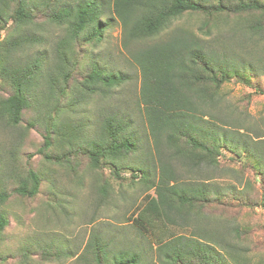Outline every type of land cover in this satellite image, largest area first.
<instances>
[{
  "label": "rangeland",
  "instance_id": "1",
  "mask_svg": "<svg viewBox=\"0 0 264 264\" xmlns=\"http://www.w3.org/2000/svg\"><path fill=\"white\" fill-rule=\"evenodd\" d=\"M32 1L40 4L43 0ZM0 5L6 10L4 16L0 15V39L8 34L14 38L20 30L14 29L11 14L18 0H0ZM35 13L42 27L35 23L26 31L39 40L16 50L13 58L21 63L42 60L39 83L19 123L0 116V193L9 195L0 203V215L7 220L0 230V264H96L93 251L88 249L96 236L107 263L119 251L128 250L141 256L138 264H159V244L180 234L195 237L193 230L211 224L197 217L189 220V225L182 220L174 224L145 211L148 200L156 194L153 184L159 178L161 158H167V153L163 147L162 155L158 153L148 127L141 103L142 73L132 52L167 39L177 27L208 37L200 29L206 17L186 13L174 20L171 28L141 40L128 39L116 22L100 40L74 41L71 56H76L78 63L63 96L59 89L63 78L58 75L55 79L58 70L54 63L58 60L57 43L66 35V29L49 22L47 8L36 9ZM217 30L207 38L209 45L222 57L227 53L237 74H230L222 87L225 101L213 106L216 127L203 124L221 134L228 132L235 143L250 145L257 133L264 135V40L261 35L248 40L240 30ZM93 66L120 74L124 81L107 92H90L84 80ZM245 77H250V83ZM49 82H54L53 87ZM11 93V86L0 75V96ZM109 116L121 121L120 136L133 139L135 145L123 154L102 156L96 166L91 150L111 144L104 127ZM46 140L51 143L46 144ZM261 146L264 149L263 141ZM263 149L257 151L261 154ZM171 162L183 179L209 174L204 167L191 172V166L177 158ZM254 162L249 154L239 156L223 150L221 166L211 171L215 176L211 183L223 191L235 183L242 185L244 173L255 183V190L252 200L232 199L229 205L214 206L211 211L251 228V246L261 255L264 207L260 205V182L253 174ZM29 170L40 177L39 191L34 196L16 192L22 183L31 184ZM146 171L149 177L145 178ZM218 226L223 229L221 224Z\"/></svg>",
  "mask_w": 264,
  "mask_h": 264
},
{
  "label": "trees",
  "instance_id": "2",
  "mask_svg": "<svg viewBox=\"0 0 264 264\" xmlns=\"http://www.w3.org/2000/svg\"><path fill=\"white\" fill-rule=\"evenodd\" d=\"M44 7L48 9L49 22L66 29V35L57 43L58 60L54 63L58 70L55 79L58 75L63 78V85H58L63 96L77 68L78 59L71 56L74 41L81 38L89 42L100 40L104 31L116 22L121 24L128 39L141 40L161 34L186 13H198L206 17L200 29L208 37L214 29L230 28L235 32L243 31L248 40L254 39V35H261L264 40V0H43L40 4L18 0L11 18L15 21L14 29L20 33L14 38L8 34L0 39V75L12 88L11 94L0 96V116H7L14 124L20 122L24 109L31 105L30 97L35 94L43 62L35 59L21 63L13 58V53L39 40L26 29L38 24L35 10H44ZM4 12L6 10L0 5V15L4 16ZM203 37L193 30L177 27L167 39L132 52L142 73L141 103L148 127L158 153L162 155L161 147L167 153V158H161L159 178L153 184L156 194L148 200L145 211L164 216L174 224L182 220L189 225V220L195 217L211 224L193 230L195 237L180 234L159 244L156 247L159 264H264V254L258 255L251 246L248 236L251 228L211 211L214 206L229 205L232 199L252 200L255 190V183L250 177H244V173L240 178L242 185L235 183L223 191L214 183L213 186L211 181L215 176L211 171L221 166L223 150L255 158L253 174L260 182V205L264 207V149L261 146L264 135L257 133L252 144L242 145L232 141L234 136L228 132L221 134L203 124L216 127L213 106L225 101L222 87L230 74H237L233 68L235 63L227 53L222 57L211 48L208 37ZM244 79L250 83V77ZM123 81L122 75L106 73L99 66H93L84 85L90 92H107ZM49 83L53 87L54 82ZM104 127L111 144L91 150L96 166L102 156L120 155L135 145L133 139L120 136L118 128L122 126L116 116L106 118ZM50 143L46 140V144ZM261 148L260 154L258 149ZM175 158L191 166V172L204 167L208 176L181 178L171 162ZM144 174L145 178L149 177L147 171ZM29 178L31 184L22 183L16 192L28 196L37 194L40 177L29 170ZM8 197L7 193H0V203ZM6 224V218L0 215V230ZM220 224L223 229L219 228ZM88 249L93 251L96 264H138L141 259L138 254L125 250L107 263L98 236L88 243Z\"/></svg>",
  "mask_w": 264,
  "mask_h": 264
}]
</instances>
